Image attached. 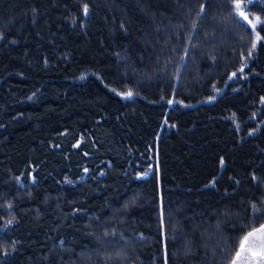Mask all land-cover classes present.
Returning a JSON list of instances; mask_svg holds the SVG:
<instances>
[{"label":"trees","instance_id":"1","mask_svg":"<svg viewBox=\"0 0 264 264\" xmlns=\"http://www.w3.org/2000/svg\"><path fill=\"white\" fill-rule=\"evenodd\" d=\"M261 29L247 58L234 0H0V264H230L264 221Z\"/></svg>","mask_w":264,"mask_h":264},{"label":"snow or ice","instance_id":"2","mask_svg":"<svg viewBox=\"0 0 264 264\" xmlns=\"http://www.w3.org/2000/svg\"><path fill=\"white\" fill-rule=\"evenodd\" d=\"M252 2L253 0H247V3L249 4ZM234 7L237 14L243 20L250 23L253 27V30L255 31L257 23L260 22V18L255 17L254 20H249V17L243 11L244 5L240 2V0H234ZM201 11H203V8L201 9ZM84 12L85 14H87L88 12L87 5H85L84 7ZM259 40L260 36L257 35L256 41ZM252 48H256V42H253ZM249 55H251V52L249 53ZM241 71H243V69H241ZM131 95L132 93L129 92L127 93V96L125 98L130 97ZM169 103H171V101ZM262 103H264V100H262ZM253 179L255 180V177H253ZM260 211V209L256 208V206L253 205L254 213H258ZM231 264H264V224H261L259 227L253 228L242 237L239 242V248L237 251H235V255L231 261Z\"/></svg>","mask_w":264,"mask_h":264},{"label":"rangeland","instance_id":"3","mask_svg":"<svg viewBox=\"0 0 264 264\" xmlns=\"http://www.w3.org/2000/svg\"><path fill=\"white\" fill-rule=\"evenodd\" d=\"M240 2L244 5V2L242 0H240ZM243 11L249 17V20H254L255 17H259L260 18V22L257 23L255 31L253 30L252 25L246 21L249 24V26L251 27V30L253 31V34H254L253 37H252V40H251V43H250L249 52H248V57L247 58H249V57H253L256 49L258 47H260V45L263 46V42H262L263 41V38H262L263 31L261 29V26L264 23V14L260 15L259 13H257L256 11H254L253 9L246 8L245 6L243 7ZM257 35L260 36V40L259 41H256V36ZM253 42H256V48L255 49L252 48ZM250 52H251V55H249ZM243 63H246V61L243 62ZM238 71L241 72V67L238 69ZM89 74H90L91 77H93L111 95L115 96L119 100H121L124 97V93L118 91L117 89H115L113 87L108 86L103 81V78H102V75H101L100 72H98V71H92ZM141 175H144V174H141ZM262 224H264V221H263Z\"/></svg>","mask_w":264,"mask_h":264}]
</instances>
